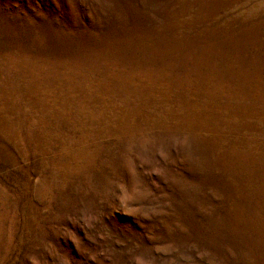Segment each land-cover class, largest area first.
<instances>
[{
  "label": "rangeland",
  "instance_id": "1",
  "mask_svg": "<svg viewBox=\"0 0 264 264\" xmlns=\"http://www.w3.org/2000/svg\"><path fill=\"white\" fill-rule=\"evenodd\" d=\"M0 264H264V0H0Z\"/></svg>",
  "mask_w": 264,
  "mask_h": 264
}]
</instances>
